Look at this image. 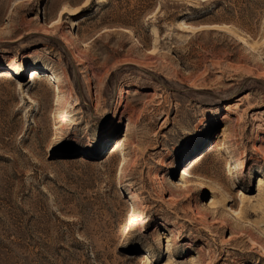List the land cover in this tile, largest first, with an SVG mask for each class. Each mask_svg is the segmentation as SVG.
Returning a JSON list of instances; mask_svg holds the SVG:
<instances>
[{"label":"rangeland","instance_id":"374dc122","mask_svg":"<svg viewBox=\"0 0 264 264\" xmlns=\"http://www.w3.org/2000/svg\"><path fill=\"white\" fill-rule=\"evenodd\" d=\"M0 264H264V0H0Z\"/></svg>","mask_w":264,"mask_h":264},{"label":"bare ground","instance_id":"6f19581e","mask_svg":"<svg viewBox=\"0 0 264 264\" xmlns=\"http://www.w3.org/2000/svg\"><path fill=\"white\" fill-rule=\"evenodd\" d=\"M73 25H74V23H73ZM217 27L220 29V28H226L224 25H222V24H218L217 25ZM153 28V27H152ZM223 29V30H224ZM155 30L156 29H154V32H155ZM156 34V33H155ZM239 38V40H240V42H241V44H242V42H244V43H246V40L244 39V38H242V37H238ZM11 69V71L12 72H16L17 71V69H18V65L16 64V63H13L11 66H9ZM35 73L36 72H34L33 73V76H32V80L35 78ZM7 75H8V73H7ZM58 89L56 88V91H57ZM59 115V114H58ZM64 115V114H63ZM61 116L59 119H58V122H61V123H65V121H66V118L64 117V116ZM56 116V115H55ZM54 118V117H53ZM54 121V120H53ZM57 121V120H56ZM53 124V123H52ZM53 126V125H52ZM67 126V125H66ZM56 127H62L61 125H56ZM68 127V126H67ZM53 128H54V126H53ZM64 130V129H63ZM223 135H225V133L224 132H222L221 134H220V136H223ZM134 198V197H133ZM132 198V199H133ZM231 211H232V213H233V215L234 216H239V217H241V215H240V213H241V211H240V209L239 210H237V209H232V207H231ZM125 223H124V229L122 230L125 234L126 233H129V231L131 230V229H133V227L134 226H137V225H140L141 227H144V225H145V217H144V212L143 211H137V210H135L134 209V207H131L130 208V210L128 211V213H127V215H126V217H125ZM138 228V227H137ZM140 229V228H139ZM120 231V230H119ZM123 233V234H124ZM126 238V237H125ZM122 239V238H121ZM123 239H124V237H123ZM126 241V240H125ZM120 242V241H119ZM127 242V241H126ZM123 244V243H122ZM128 244V243H127ZM167 250V249H166ZM143 262H148L149 261V259H148V256L146 255V254H143ZM141 261V260H140Z\"/></svg>","mask_w":264,"mask_h":264}]
</instances>
